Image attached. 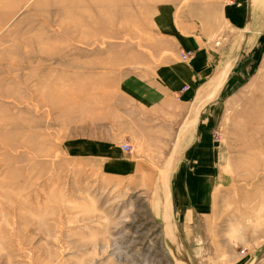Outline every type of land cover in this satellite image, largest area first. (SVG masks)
Masks as SVG:
<instances>
[{"label":"rangeland","instance_id":"obj_1","mask_svg":"<svg viewBox=\"0 0 264 264\" xmlns=\"http://www.w3.org/2000/svg\"><path fill=\"white\" fill-rule=\"evenodd\" d=\"M213 1L0 0V264H264V38L255 24L226 37L238 51L225 64L239 59L228 74L239 69L240 79L212 138L199 137L206 149L179 145L183 130L153 149L122 133L150 166L118 177L90 147L117 136L120 111H136L117 90L123 74L162 62L174 31L222 30ZM186 152L201 164L172 177ZM176 181L192 194L201 184L203 196H172Z\"/></svg>","mask_w":264,"mask_h":264},{"label":"crops","instance_id":"obj_2","mask_svg":"<svg viewBox=\"0 0 264 264\" xmlns=\"http://www.w3.org/2000/svg\"><path fill=\"white\" fill-rule=\"evenodd\" d=\"M211 7L223 25L222 30L217 27L197 30L188 25V30L174 31L169 35L172 46L163 51L166 56L162 62L147 71L127 72L120 77L117 85L119 95L132 104L136 111H120L117 116L120 121L114 129L117 136L113 139L94 137L90 146L93 159H99V164L112 175L128 177L141 171L142 167L150 166L149 162L141 158L143 155L136 153L133 142L127 136L124 139L119 136L122 133H133L139 138L143 135L148 149H153V144L167 141L164 135H174L183 130L185 136L180 139L179 145L185 142L184 148L189 151L207 148L199 137H209L211 134L212 138L211 129L214 116L221 110L220 103L240 79L239 69L228 74L239 59L234 60L232 67L230 63L225 64L238 51L237 46L226 45V37L236 32L250 33L252 24H255L258 27L257 34L254 31L253 34L264 38V0H214ZM164 13L163 7L156 9L158 20ZM181 54L186 56L181 58ZM207 97L210 100L202 106ZM193 101L188 116V107ZM187 120L188 124L185 125ZM187 135L189 137L186 139ZM122 145H128L129 150H124ZM189 154L191 156L186 152L187 156L184 154L173 162L178 170L172 177H191L187 170L179 172L180 167L201 164L198 161L201 156ZM182 183L176 181L174 188L177 193L172 196H193L196 202L203 196L201 184L195 187L192 194L185 193L186 188ZM169 195L171 197V193Z\"/></svg>","mask_w":264,"mask_h":264},{"label":"bare ground","instance_id":"obj_3","mask_svg":"<svg viewBox=\"0 0 264 264\" xmlns=\"http://www.w3.org/2000/svg\"><path fill=\"white\" fill-rule=\"evenodd\" d=\"M66 2V1H73V0H62V2ZM79 11V10H78ZM58 13L60 14V15H62V16H64L65 17V15H69V14H74V13H72V12H70V10H64V9H61V10H59L58 11ZM79 13H80V11H79Z\"/></svg>","mask_w":264,"mask_h":264},{"label":"built area","instance_id":"obj_4","mask_svg":"<svg viewBox=\"0 0 264 264\" xmlns=\"http://www.w3.org/2000/svg\"><path fill=\"white\" fill-rule=\"evenodd\" d=\"M186 56V54H181V58H184ZM122 148L124 150H128L129 149V146L128 145H122Z\"/></svg>","mask_w":264,"mask_h":264}]
</instances>
